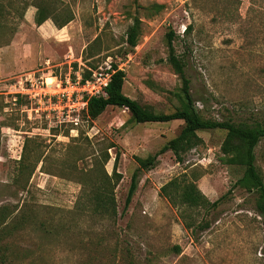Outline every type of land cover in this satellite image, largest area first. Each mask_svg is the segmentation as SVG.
Masks as SVG:
<instances>
[{
    "label": "rangeland",
    "instance_id": "obj_1",
    "mask_svg": "<svg viewBox=\"0 0 264 264\" xmlns=\"http://www.w3.org/2000/svg\"><path fill=\"white\" fill-rule=\"evenodd\" d=\"M37 3L74 20L63 29L48 20L60 31L48 36L36 23ZM171 32L204 121L264 124V0H0V49L16 39L23 49V65L9 58L0 71L5 264H264L258 193L238 184L241 166L223 162L225 131L199 132L202 144L183 162L168 151L140 170L136 159L159 152L184 121L137 124L128 110L109 107L95 121L83 112L73 132L47 104L16 96L28 77L92 78L111 61L126 73L125 95L154 113H175L183 84L170 63ZM256 165L264 179V140ZM186 177L211 203L222 199L218 206H173L162 188ZM112 197L115 206L101 205Z\"/></svg>",
    "mask_w": 264,
    "mask_h": 264
},
{
    "label": "trees",
    "instance_id": "obj_2",
    "mask_svg": "<svg viewBox=\"0 0 264 264\" xmlns=\"http://www.w3.org/2000/svg\"><path fill=\"white\" fill-rule=\"evenodd\" d=\"M37 8L36 23L42 26L48 20H51L59 29L65 28L69 23L74 20V15L66 16L65 19L60 21L54 15L47 14L44 8L39 4H35ZM140 21L136 19L135 24L128 31V44L131 47H136L138 42ZM175 33L168 35V47L170 54V63L175 68L176 72L182 81V103L183 106L180 110L172 114H157L142 105L136 100L128 97L124 93V85L126 80V73L119 70L114 66L115 73L111 77V81L105 90L106 95L95 96L88 100V107L83 111L86 116L92 120H97L109 107H117L126 109L130 112L132 119L137 124H153V123H169L173 121H184L185 127L180 135L172 139L165 145L159 152L146 159L137 158L140 170H151L155 168L159 157L164 153L171 151L176 156L179 162L184 161V155L197 146L202 144V139L199 132L220 130L227 133L226 139L222 145V153L225 156L223 162L232 166H241L244 169V175L239 180L238 184L243 188L250 191L255 190L258 193L257 199V212L264 218V179L256 165V150L261 141L264 140V124L249 125L246 123L235 124L232 122H217V121H204L197 110L195 109L194 100L190 93V81L185 75V65L178 59L174 52L173 40ZM91 73L85 75L83 82L91 79ZM21 98L18 95V100ZM117 155L115 168L118 167ZM139 171L134 174L132 186L127 199V204H130L138 187ZM162 194L169 200L173 206L179 203L190 207L210 205L213 207L218 206L220 200L211 203L207 197L199 189L196 182L185 179H174L162 188ZM110 201V202H109ZM101 205L115 206L113 197L111 199H102ZM112 215L116 216L117 212L113 207ZM9 218L3 216L0 220V227L4 230L8 226ZM1 235V234H0ZM4 257H0V264H5Z\"/></svg>",
    "mask_w": 264,
    "mask_h": 264
},
{
    "label": "built area",
    "instance_id": "obj_3",
    "mask_svg": "<svg viewBox=\"0 0 264 264\" xmlns=\"http://www.w3.org/2000/svg\"><path fill=\"white\" fill-rule=\"evenodd\" d=\"M110 62L106 63L105 69L100 68L99 71L94 72L93 77L86 82H83V77L79 74L75 80L70 76L64 80L57 76L40 79L28 77L25 81L19 82L21 91L18 95L36 101L40 106L47 104L49 116L56 115L55 117L62 124L68 123L74 132L77 130L75 127L80 124L83 111L87 110L88 100L95 96L106 95L105 90L115 73L114 66ZM49 80L53 81L49 82Z\"/></svg>",
    "mask_w": 264,
    "mask_h": 264
},
{
    "label": "crops",
    "instance_id": "obj_4",
    "mask_svg": "<svg viewBox=\"0 0 264 264\" xmlns=\"http://www.w3.org/2000/svg\"><path fill=\"white\" fill-rule=\"evenodd\" d=\"M28 14H30V13H28ZM28 16H30V15H28ZM28 16H27V18H28ZM29 18H31V17H29ZM39 28H40V30H44L48 36L56 35L58 32H60L53 25V23L51 24L48 21L45 24H43L42 26H39ZM22 53H23V49H22L20 43H18L17 39L13 40L11 45L0 49V71L2 73L7 71L6 70V63H7L6 60L9 58H13V60L15 61L16 65L18 67L23 65L22 58H21Z\"/></svg>",
    "mask_w": 264,
    "mask_h": 264
}]
</instances>
